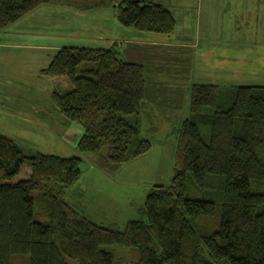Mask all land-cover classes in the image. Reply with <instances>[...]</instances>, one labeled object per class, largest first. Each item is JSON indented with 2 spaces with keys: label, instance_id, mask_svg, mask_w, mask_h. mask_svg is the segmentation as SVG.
<instances>
[{
  "label": "trees",
  "instance_id": "1",
  "mask_svg": "<svg viewBox=\"0 0 264 264\" xmlns=\"http://www.w3.org/2000/svg\"><path fill=\"white\" fill-rule=\"evenodd\" d=\"M54 1L0 0V31ZM110 1L124 27L175 29L161 3ZM144 70L115 47L77 46L60 47L40 70L68 79L71 88L54 91L53 104L83 127L77 148L109 174L151 148L140 134V114L156 91ZM189 109L178 129L171 183L153 186L141 208L144 218L127 222L123 231L96 224L65 200L81 176L80 157L26 156L0 133V264H114L105 245L129 248L133 264H264V86L193 84ZM201 126L208 127V139ZM24 164L30 174L18 178ZM213 175L223 176L220 203L187 195L189 177L204 189Z\"/></svg>",
  "mask_w": 264,
  "mask_h": 264
},
{
  "label": "rangeland",
  "instance_id": "2",
  "mask_svg": "<svg viewBox=\"0 0 264 264\" xmlns=\"http://www.w3.org/2000/svg\"><path fill=\"white\" fill-rule=\"evenodd\" d=\"M97 1L101 3L94 8ZM145 1L161 3L171 11L175 18L171 34L141 31L156 35L146 36L122 26L110 0H57L0 31V133L26 156L42 152L80 157L81 176L69 187L65 200L96 224L120 231L127 222L144 218L141 208L153 186L171 183L178 129L190 116L192 85L215 84L220 90L264 86V0L262 4L261 0ZM127 36H133L135 42L157 37L174 42L176 48L163 47L170 54L167 59L165 53L151 58L145 51L146 59L139 61L156 91L157 101H147L140 114V134L151 148L109 174L97 167L94 156L77 148L83 127L67 120L53 104L52 93L64 92L68 79L44 76L40 70L62 46L105 49L112 38L125 45L120 52L126 59ZM138 45L150 50L147 45L133 46ZM158 101L169 105L158 106ZM204 109L202 112H211ZM200 132L208 139V127L201 126ZM29 174L30 167L24 164L17 177ZM223 182V176L213 175L204 189H196L189 177L187 195L220 203ZM102 248L113 254L114 264H133L129 248Z\"/></svg>",
  "mask_w": 264,
  "mask_h": 264
},
{
  "label": "crops",
  "instance_id": "3",
  "mask_svg": "<svg viewBox=\"0 0 264 264\" xmlns=\"http://www.w3.org/2000/svg\"><path fill=\"white\" fill-rule=\"evenodd\" d=\"M70 1H72V0H70ZM142 1H145V0H142ZM262 2H263V0H261L260 4H262ZM81 12H85V11H81ZM131 32H132L133 35L136 34L135 31H131ZM140 32L141 31H139L138 34H146V36H156V35H148V33H144L145 31L141 32V33ZM127 37L128 38L125 39V43L128 44V45L124 48L123 54L125 55V57H128V58L125 59V58L121 57L120 49L123 48L125 45L123 43L119 42V40H118L119 38H112L110 43H109L110 46L105 47V49H109L111 47H115L119 51L120 57L122 59H124L126 61H133V62H137L138 61L139 62V61H142V59H146V58H144V54H146L145 51L148 52L147 54L151 58H153V54L165 53L164 57L167 59V58H169L168 56L170 54H169V52L164 51L165 49H163V47L164 48H169L170 46H174L176 48V46L174 45L175 44L174 42H171V41H168V40H163V39H157V37H154V39L150 38V37L143 38L144 40L143 41L139 40V42H135V40L132 39L133 36H127ZM134 44H142L144 46L147 45L150 50L146 49V47H144V50H142L143 47H141L140 45L133 46ZM132 46L135 47V48H131ZM77 47H80V46H77ZM82 47H84V46H82ZM137 47H139V48H137ZM178 54H181V52L179 51ZM132 59H137V60H132ZM170 59L173 60L174 58H170ZM170 59H168V60H170ZM63 82H65V80ZM66 84H67L66 85L67 88H66V90H64V92L71 88L70 83H66ZM55 91H58V90H55ZM58 92H60V91H58ZM158 106L162 107V105H158ZM172 106H174V105H172Z\"/></svg>",
  "mask_w": 264,
  "mask_h": 264
}]
</instances>
